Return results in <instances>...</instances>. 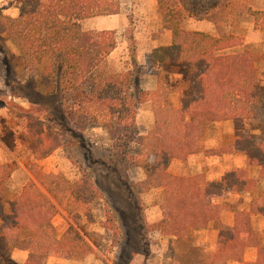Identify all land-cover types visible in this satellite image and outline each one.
I'll return each mask as SVG.
<instances>
[{"label": "trees", "instance_id": "obj_1", "mask_svg": "<svg viewBox=\"0 0 264 264\" xmlns=\"http://www.w3.org/2000/svg\"><path fill=\"white\" fill-rule=\"evenodd\" d=\"M176 1L175 7L159 3L162 25L170 31L171 42L155 48L150 62L183 64L187 87L180 92L178 109L166 102L154 103V124L146 135H139L136 129L137 110L146 101L145 93L134 91L132 72L108 65L116 47L113 33L81 27L86 19L121 13L122 0H17L18 16L0 14V30L15 41L25 70L38 74L46 91L54 92L58 78L71 125L78 129L100 125L114 143L138 149L133 156L135 165L146 170L148 185L162 190L164 196L160 227L166 234L205 228L218 218L219 207L211 199L242 193L230 207L232 227L218 230L210 264L240 262L247 247L256 249V259L249 264H264V247L251 225V216L264 219V192L253 195L247 189L250 180H240L245 171L226 172L221 181L211 182L203 176L168 173L173 160H185L198 151L208 124L230 121L240 133L247 122L264 123V82L259 80L258 61L247 45L241 38L232 41L235 38L228 34L215 37L201 31L184 32L180 18L204 16L221 8L231 16L250 15L255 28L264 33L263 12L238 4L239 0ZM22 111L38 158H46L60 146L58 134L43 129L39 118H34L35 109ZM244 132L234 144L208 153L241 152L248 166L263 172V136ZM18 169L22 168L14 160L0 162V258L13 250L27 252L24 264H46L56 253L82 257L88 249L83 238L71 228L57 238L51 220L60 206L67 214L84 210L96 195L92 183L46 174L37 183L27 178L20 190H11V174ZM23 169L36 173L30 165ZM244 184L247 188L241 192ZM237 204L247 210H237Z\"/></svg>", "mask_w": 264, "mask_h": 264}, {"label": "rangeland", "instance_id": "obj_2", "mask_svg": "<svg viewBox=\"0 0 264 264\" xmlns=\"http://www.w3.org/2000/svg\"><path fill=\"white\" fill-rule=\"evenodd\" d=\"M160 2L168 7L177 4L176 0H122L118 16H123L124 23L111 31L116 47L107 59L108 65L132 72L134 91L145 93L146 101L141 103L136 115L139 135H146L153 128L154 103L166 102L172 107L170 95L187 87L184 81L177 85L185 74L183 64H164L159 69L150 62L155 48L171 42L170 31L162 25ZM239 3L264 15V0H239ZM19 12L17 0H0V14L14 18ZM249 16H231L218 8L204 16H182L180 28L215 37L228 34L236 42L241 38L256 57L259 80L264 82V33L255 28ZM82 29L86 30L84 25ZM149 78L157 79L153 91L143 89L150 84ZM174 83L176 87L170 85ZM65 104L58 78L54 92L46 91L40 76L25 70L15 41L0 30V162L14 160L22 168L11 174V190H20L27 178L37 183L39 176L61 174L69 182L90 181L96 192L84 210L67 214L62 206L58 207L51 220L55 236L59 238L71 228L83 238L88 249L80 258L56 253L51 258L52 264H205V252L210 248L207 235L185 230L169 235L160 227L164 196L162 190L148 185L146 170L135 165L133 156L138 154V149H125L122 142L114 143L100 125L74 127L66 118ZM31 108L35 109L34 118H39L43 129L59 136L60 146L43 159L37 156L29 137L31 127L22 115V110ZM223 127L220 131L224 135H219V140H226L231 134L228 125ZM244 128L240 133L234 132V136L237 134L240 140L245 130L254 135L261 132L264 145V123L247 122ZM207 135L218 139L214 128H209ZM207 135L201 139L206 141ZM253 141L259 146L257 140ZM225 160L227 164L228 159ZM27 165L36 173L23 169ZM206 165L203 163L201 167L188 161L183 171L189 168L191 176H203ZM220 169L215 167L214 176ZM168 173H182V167L170 164ZM250 180L254 192L264 190V168L263 172L251 170ZM245 187L246 184L240 189ZM25 254L13 251L8 257L0 258V264H24Z\"/></svg>", "mask_w": 264, "mask_h": 264}, {"label": "crops", "instance_id": "obj_3", "mask_svg": "<svg viewBox=\"0 0 264 264\" xmlns=\"http://www.w3.org/2000/svg\"><path fill=\"white\" fill-rule=\"evenodd\" d=\"M119 14L111 15V16H98V17L86 19L81 22V27H83L84 25V28L86 29L85 31H112V30L118 29L124 23V19L122 18L123 16H118ZM169 44L170 43H166L162 46H168ZM157 66L158 68L159 66L162 67L164 66V63L157 64ZM147 81L150 84L148 86H144L143 89L144 90L148 89L149 91L155 90L157 86V79L149 78ZM182 81H184V77L182 78V80L177 82V85H179L180 82L182 83ZM170 85L176 87L175 83L170 84ZM180 92L181 90L179 92H173L169 97V101L172 102V107L174 109H177L180 106ZM222 123H225L224 125H228L229 127L228 132L231 133L230 135H228L226 140L224 138L222 140H219L220 138L219 135L220 136L224 135V131H220L221 127L224 128L223 127L224 125H222ZM232 126L233 125L230 121H221V122H215V123L208 124L203 130L202 135L204 136L205 134L207 135V133H209V128H214L218 135V139L214 138L215 135H212V137L207 135L206 136L207 142H206L205 140H203L204 136L201 135V137L203 138L201 139L200 137V140L198 143V151L196 153L188 155L185 160H173L170 163V164L177 163L180 165V167H182V173H176L175 176H183V177L189 176L191 173V172L189 173V168L183 171V165L185 166L188 161H192L194 165H201V167H203V163L207 164L203 169V176H204L203 179L205 181H208V182L221 181L226 172L235 171V170L245 171L247 174L245 177L246 179L244 178L245 182L247 181V179L249 181L250 171L255 169L259 172L261 168L248 166L246 156L243 153L229 152V153H221L218 155L208 153L211 150H218L225 146L234 144L235 140L238 138L237 134L236 136H234V132L238 133V131L234 129V127L232 128ZM212 133L215 134V131L214 132L212 131ZM226 157H229V158H226ZM225 159H228L227 164L225 163L226 162ZM216 166H219L221 169L214 176L213 171L215 170ZM248 184H249L248 188L246 185V187L243 188L241 192H243V190H245L246 188L249 191H251L253 195H257L259 192H264L263 188L258 189L257 192H254L252 190V187L250 186L251 180H250V183ZM243 194L246 196L248 193L244 192ZM241 195H238L237 193H226L222 197H216V198L211 199L210 200L211 204L217 205L219 207L218 218L215 221L209 222L207 226L203 229L196 230V231H190L195 234L199 232L203 233V236L205 237L206 235L208 236V244H210V248L207 252H205L206 253L205 254V264H210L211 259L216 251L218 230L221 227H232L233 212L231 211L232 209L230 207L236 204L237 199L240 198ZM236 209L245 211L247 210V207L244 206L243 204H239V205L237 204ZM251 225L253 229L257 232L258 239L264 247V219L259 218L258 216H251ZM13 251L19 252V253L24 252L26 253L25 257H27L26 251H21V250H13ZM51 258L52 257H49L47 259L46 264H52ZM255 259H256V249L254 247H247L243 251L240 262L230 260L226 264H249V263H252Z\"/></svg>", "mask_w": 264, "mask_h": 264}]
</instances>
